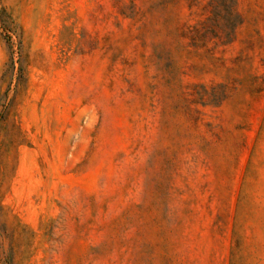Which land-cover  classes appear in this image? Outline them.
Segmentation results:
<instances>
[{"label":"rangeland","instance_id":"obj_1","mask_svg":"<svg viewBox=\"0 0 264 264\" xmlns=\"http://www.w3.org/2000/svg\"><path fill=\"white\" fill-rule=\"evenodd\" d=\"M209 1L0 0V264H264V0Z\"/></svg>","mask_w":264,"mask_h":264},{"label":"trees","instance_id":"obj_2","mask_svg":"<svg viewBox=\"0 0 264 264\" xmlns=\"http://www.w3.org/2000/svg\"><path fill=\"white\" fill-rule=\"evenodd\" d=\"M195 3L190 5V8ZM201 12L206 13V20L186 28V37L192 45L205 47L209 42L214 46L225 45L232 41L235 29L241 24L234 10V0H212ZM237 18V22L233 19Z\"/></svg>","mask_w":264,"mask_h":264}]
</instances>
